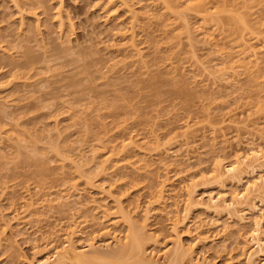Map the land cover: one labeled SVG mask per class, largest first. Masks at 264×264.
<instances>
[{"label":"rangeland","instance_id":"374dc122","mask_svg":"<svg viewBox=\"0 0 264 264\" xmlns=\"http://www.w3.org/2000/svg\"><path fill=\"white\" fill-rule=\"evenodd\" d=\"M263 22L264 0H0V264L55 253L70 223L79 247L134 227L145 260L180 242V264H249L251 224L186 212L184 189L245 187L213 166L263 143Z\"/></svg>","mask_w":264,"mask_h":264},{"label":"bare ground","instance_id":"6f19581e","mask_svg":"<svg viewBox=\"0 0 264 264\" xmlns=\"http://www.w3.org/2000/svg\"><path fill=\"white\" fill-rule=\"evenodd\" d=\"M263 25L264 22L262 23V26ZM249 44L248 45L246 44L247 46L243 51V55L248 54L247 56L252 59H254L255 57L256 63L257 64L260 63L258 50H256L257 48L256 47L254 48L252 46V43L251 45ZM247 135L249 134L247 133ZM252 137L250 136L249 138ZM256 137L257 136H254V138H252L253 141H251V139L249 140V142L251 143H249L248 141H247L248 143L245 142V144L247 143L249 145L248 148L246 149L244 148L245 151L240 150L242 148L239 149L240 151L236 150L234 155H232L233 159L232 160L230 159V162L227 161L228 160L227 156L222 157V155H220L215 160L213 166V171H214L213 173L215 178L219 179L220 181L231 180V182L236 183L237 186L245 185L243 190L240 191L237 190L238 189L237 188L236 189L237 191H232V193L224 192V191L219 192V194L209 193L210 194L209 198L207 199L206 202H203L202 199L198 201V200H194L195 198H193V196L195 195L193 192L196 191V186H194L195 185L194 183H190L192 184V189L193 190L195 189L194 191L193 190L191 191L190 184L188 185L190 189L189 188L184 189V190H188L187 191L188 197H185L184 199L186 200L185 204L187 206V208L185 207V210H187L186 212H188V210H190L193 206L199 204L205 206L207 209L210 210L213 209L214 211H217L219 213L222 211H227L231 213L236 218H238L236 222H239L240 224H242V226L249 223L251 224L252 227L249 232V239L247 240V243L252 244L253 249L255 247V251L249 253L247 256L249 264H256V262L254 261L255 255L256 254L258 255L259 253H264V171L261 173L258 172L259 174L255 176L258 170L264 169V144H263L264 139L262 140L264 136L262 137L260 136L261 138L259 137V139L263 141L262 143L263 145L260 142L256 143L257 142ZM239 139L237 141V143L239 142L238 146H240V144L243 142V139H241L242 142H240L241 140ZM254 139L256 141L255 142L256 144L254 143ZM248 172H252V174L250 173L249 174L250 175L254 174V176H251V178L249 177L248 178L249 180H247L246 183L244 182V180L246 178V175H248ZM220 184L222 185L223 183ZM158 187H160V184ZM158 192H159V195L157 193L158 198L159 196L162 197L164 193V183H161V189L159 188ZM146 211L148 212L149 210ZM70 225H72L71 228H69L70 226L69 227L67 226L70 230L69 233L68 234L65 233L66 236H69L68 237L69 240L67 239L68 243L64 247L58 248V250L56 249L55 253H51L52 255L51 254L46 255V257L39 258L36 262H30L29 264H159V262L157 263L154 261H149L147 258L146 260H148L149 262L145 260L144 258L145 251L142 243V241L145 240L144 235L142 232L141 234L140 232L136 231L134 227L133 229L131 228L129 235H127L128 238L125 243L123 244L118 243L119 245L116 243L118 247L115 249H111L113 248L112 246L114 242L112 243V245L111 243H107L102 248H106V250L109 248L111 250L106 251L104 249L100 250L99 248L100 245L99 246L96 245L97 243L96 237L98 236H96L95 234H93L94 235L93 238L89 237L92 234L91 235L88 234V236H86L87 240H85L84 243L81 244V247L76 245V240L74 241L73 235L78 233V231L76 233L75 230L77 229V227L75 228L74 223L72 224L70 223ZM113 238H115V236ZM179 243L178 244L176 243L177 245H175V247L173 248L174 250L170 251L166 249V252L164 251L167 254L168 258L172 254V259L170 264L183 263L184 257L185 255H187L186 252H184V249L182 248L183 246L181 245V243L180 244ZM101 245L103 246L104 244ZM170 258L168 260H170Z\"/></svg>","mask_w":264,"mask_h":264}]
</instances>
